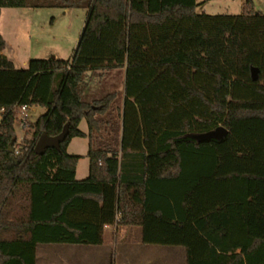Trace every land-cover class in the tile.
<instances>
[{"label": "trees", "instance_id": "16d2710c", "mask_svg": "<svg viewBox=\"0 0 264 264\" xmlns=\"http://www.w3.org/2000/svg\"><path fill=\"white\" fill-rule=\"evenodd\" d=\"M199 6L0 0V15L87 12L72 60L16 69L0 34V264H36L40 245L100 246L113 225L140 227L143 245L182 247L186 264H264V14L252 1L239 15ZM115 69L123 92L87 101L90 73ZM19 106L45 112L14 155ZM218 127L221 139L195 138ZM64 128L57 149L34 153L41 134ZM73 138L88 141L83 180Z\"/></svg>", "mask_w": 264, "mask_h": 264}, {"label": "rangeland", "instance_id": "374dc122", "mask_svg": "<svg viewBox=\"0 0 264 264\" xmlns=\"http://www.w3.org/2000/svg\"><path fill=\"white\" fill-rule=\"evenodd\" d=\"M196 1L200 4L198 10L208 15H239L247 1H252L255 11L264 14V0ZM86 18L87 12L82 9L63 11L57 8H3L0 15V34L6 44L3 53L16 69H26L30 60L54 57L71 60ZM102 73L106 75L100 80L103 83H97V78L88 81L85 91L87 101L101 98L113 91L123 92L122 69ZM96 74L98 75L95 72L94 75ZM44 112L43 108L31 107L27 116L29 123L24 129L15 122L16 139H29L32 133L31 124ZM78 128L87 134L88 128L84 120ZM87 150L86 138H75L68 149V154L80 157L76 180H83L88 176ZM41 249L44 250L39 252L37 264H61L59 255L70 258L74 254L88 264H186L182 247L143 245L139 227H131L122 236H114L111 231H105L100 246L51 244L41 245Z\"/></svg>", "mask_w": 264, "mask_h": 264}, {"label": "water", "instance_id": "95a60500", "mask_svg": "<svg viewBox=\"0 0 264 264\" xmlns=\"http://www.w3.org/2000/svg\"><path fill=\"white\" fill-rule=\"evenodd\" d=\"M74 55L75 53L73 54V57ZM251 73H252V79L255 80L257 76V70L253 69ZM225 135H226V130L223 127H218L215 130L208 132L206 134L195 136V138L200 139V140H208L212 138L221 139ZM65 137H66V128H64L63 132L60 135H58L57 137H53V138L47 137L45 134H41L34 147V153L36 155H41L47 148L57 149L59 147V144L64 141ZM12 146H13L12 143L8 146L10 154L13 153Z\"/></svg>", "mask_w": 264, "mask_h": 264}, {"label": "crops", "instance_id": "0c3cea01", "mask_svg": "<svg viewBox=\"0 0 264 264\" xmlns=\"http://www.w3.org/2000/svg\"><path fill=\"white\" fill-rule=\"evenodd\" d=\"M197 12H199V13H202V10H198L197 9ZM1 54L2 55H4V53H3V51L1 52ZM5 56V55H4ZM6 57V56H5ZM55 58V57H54ZM117 70H119V69H117ZM122 71H123V74H124V69H122ZM106 72V71H105ZM96 73H98V75L96 74V75H94L95 74V72H92V73H90V78H89V81L90 80H92V79H96L97 78V80H98V82L97 83H103V81L101 82L100 80H102V79H104L105 77H106V75H102V74H104V73H102L101 71H96ZM31 108V107H30ZM81 124V123H80ZM79 124V125H80ZM81 132H83V131H81ZM83 133H85V132H83ZM75 138H73L71 141H70V143H69V145H68V147H67V153H68V149H69V147H70V145H71V143H72V141L74 140ZM76 168H77V166H76ZM88 170H89V168H88ZM75 179H76V172H75ZM131 227H138V226H131ZM131 227H122V226H120V227H113V226H106L105 227V229H104V233H105V231H111L113 234H114V236H122V235H124L125 233H126V230H129V229H131ZM139 229H140V231H141V228L139 227ZM102 245V244H101ZM151 246V245H150ZM44 249H41V245L40 246H38L37 247V249H36V264H37V261H38V257H39V252L41 251H43ZM184 253H183V255H184V258H185V251H183ZM173 255H176V254H178V253H172ZM80 256H76L75 254L74 255H72V256H70V258H69V256L68 257H63V256H61L60 257V255L58 256V259L60 260V262H61V264H88V262L87 261H84L83 260V258H79ZM67 258H69V259H67ZM72 258V259H71Z\"/></svg>", "mask_w": 264, "mask_h": 264}, {"label": "built area", "instance_id": "2783aa9c", "mask_svg": "<svg viewBox=\"0 0 264 264\" xmlns=\"http://www.w3.org/2000/svg\"><path fill=\"white\" fill-rule=\"evenodd\" d=\"M30 108L27 107V106H19V107H16V109L14 110L15 113H16V119H15V122L18 123V125L24 129L25 127L28 126V121H27V116H28V110ZM0 120H1V117H0ZM21 143H22V140H17V142L15 143V145H13L12 149H13V154L14 155H19L20 154V149H21ZM24 151H26V148H24ZM120 227V226H117V225H113V227Z\"/></svg>", "mask_w": 264, "mask_h": 264}]
</instances>
